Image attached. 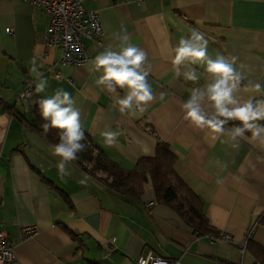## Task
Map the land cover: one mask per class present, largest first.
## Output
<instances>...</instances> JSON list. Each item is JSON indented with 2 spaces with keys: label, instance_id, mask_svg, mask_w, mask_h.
<instances>
[{
  "label": "crops",
  "instance_id": "obj_1",
  "mask_svg": "<svg viewBox=\"0 0 264 264\" xmlns=\"http://www.w3.org/2000/svg\"><path fill=\"white\" fill-rule=\"evenodd\" d=\"M84 6L99 10L105 29L88 42L91 59L108 48L119 51L116 34L126 32L128 43L147 53L143 67L155 98L144 112L121 113L112 105L125 90L97 86L100 73L89 72L88 62L59 64L60 49L45 43L46 11L26 0H0V102L13 108L0 103V217L16 244L13 264H137L148 251L184 264H264V142L246 134L238 142L212 139L185 121L181 103L211 80L199 65H192L197 81L177 77L171 63L180 38L196 29L212 58L236 57L243 80L233 95L240 104L264 99V87L253 88L264 86V0H86ZM33 61L48 82L42 93L35 92ZM29 81L34 97L23 103L18 94ZM57 89L71 94L81 128L126 170L167 143L177 175L201 199L211 234L222 238L200 235L173 206L158 202L150 178L135 199L73 162L62 176L52 145L14 115L31 119L36 100ZM109 130L119 133L111 146L101 135ZM25 226L36 233L22 239Z\"/></svg>",
  "mask_w": 264,
  "mask_h": 264
},
{
  "label": "clouds",
  "instance_id": "obj_2",
  "mask_svg": "<svg viewBox=\"0 0 264 264\" xmlns=\"http://www.w3.org/2000/svg\"><path fill=\"white\" fill-rule=\"evenodd\" d=\"M121 41L119 51L111 48L98 53L88 61L89 72L100 73L95 83L109 92H116L117 88L125 90L126 94L115 99L112 107H117L121 113L126 111L140 112L146 110L145 106L154 100V95L148 83L149 72L143 67L147 60V53L141 48L128 43L129 36L116 34ZM208 40L204 34L193 29L187 37H181L174 49L171 59L177 77L183 76L185 80L197 81L200 76L192 65H199L207 74V83L202 89L192 91L190 98L181 103L183 119L194 127L210 132L212 139L227 136L230 140L238 142L245 138V133H251L252 140L264 142V125L257 121L264 120V99L248 100L243 104L234 97L243 80L241 73L236 71L234 63L223 54L217 53L212 58L207 51ZM181 65L189 70L181 72ZM31 72L38 79L35 92L42 93L48 87L47 80L40 78V73L33 61ZM261 84L253 85L259 92ZM75 101L71 94L63 89H57L51 96L39 100V115L44 121L41 125L45 134L52 129L57 130L59 142L52 145V155L59 157L58 172L63 176L68 174L67 165L79 158L78 154L87 150L86 136L80 124V111L74 107ZM232 106V107H230ZM230 121H239L230 129L224 126ZM101 135L104 143L114 145L119 133L105 131ZM87 183V178L80 181Z\"/></svg>",
  "mask_w": 264,
  "mask_h": 264
},
{
  "label": "trees",
  "instance_id": "obj_3",
  "mask_svg": "<svg viewBox=\"0 0 264 264\" xmlns=\"http://www.w3.org/2000/svg\"><path fill=\"white\" fill-rule=\"evenodd\" d=\"M38 102L39 100H36L32 106L31 119L16 111L14 115L41 138L54 145L59 142L57 130L52 129L47 134L43 132L41 125L44 121L39 115ZM0 103L4 104L2 101ZM4 107L10 112L13 110L12 107H7L5 104ZM239 123V121H230L226 125L232 127L233 124ZM261 123L264 125V120H261ZM84 133L86 136L84 142L88 145L87 150L79 153V158L72 161L73 163L114 190L135 199H139L145 183L150 178L158 202L173 206L187 223L196 228L200 235L211 234L212 229L204 213L201 199L186 188L184 182L177 175L175 171L176 156L167 143L158 142L154 156L141 157L132 170H126L111 160L87 132L84 131ZM245 134L251 136V133Z\"/></svg>",
  "mask_w": 264,
  "mask_h": 264
},
{
  "label": "built area",
  "instance_id": "obj_4",
  "mask_svg": "<svg viewBox=\"0 0 264 264\" xmlns=\"http://www.w3.org/2000/svg\"><path fill=\"white\" fill-rule=\"evenodd\" d=\"M34 7L44 10L50 17V23L45 32V43L59 48L62 66L86 64L91 59L88 42L101 39L105 29L98 9L84 6L86 0H26ZM11 33L13 28L7 27ZM57 75L60 73L57 71ZM34 97L32 81L26 83L18 94V100L27 103ZM36 233L35 226H25L21 230V238L27 239ZM212 241H218L222 236L209 234ZM226 239L229 236L224 235ZM245 247V246H244ZM0 261L3 264H13L17 261L16 244L10 240L4 221L0 217ZM137 264H184L181 257H163L152 251L141 254L136 259Z\"/></svg>",
  "mask_w": 264,
  "mask_h": 264
}]
</instances>
